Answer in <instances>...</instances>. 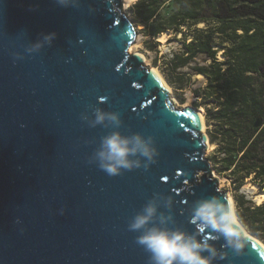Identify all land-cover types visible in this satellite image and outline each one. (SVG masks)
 Segmentation results:
<instances>
[{
    "label": "water",
    "instance_id": "obj_1",
    "mask_svg": "<svg viewBox=\"0 0 264 264\" xmlns=\"http://www.w3.org/2000/svg\"><path fill=\"white\" fill-rule=\"evenodd\" d=\"M74 2L0 0V264H149L128 225L152 200L148 227L219 236L200 233L192 215L199 200L229 198L206 158L198 110L176 108L156 71L130 53L138 33L124 0ZM96 108L119 112L122 124L81 120ZM115 131L153 137L156 162L107 175L95 153ZM161 214L171 219L161 224ZM209 243L228 253L213 264H264L251 238L241 255L222 248L223 237Z\"/></svg>",
    "mask_w": 264,
    "mask_h": 264
},
{
    "label": "trees",
    "instance_id": "obj_2",
    "mask_svg": "<svg viewBox=\"0 0 264 264\" xmlns=\"http://www.w3.org/2000/svg\"><path fill=\"white\" fill-rule=\"evenodd\" d=\"M170 4L169 14H163ZM133 9L152 43L167 32L182 33L183 52L170 62L172 69L189 67L198 55L211 60L195 69L208 80L195 93L215 123L212 142L223 157L214 164L219 173L229 172L233 183L241 186L253 176L264 189V126L255 128L258 118L264 121V0H138ZM203 23L207 28L197 27ZM184 27L194 28L190 42ZM237 206L253 233L257 227L264 232V204L244 208L237 200Z\"/></svg>",
    "mask_w": 264,
    "mask_h": 264
},
{
    "label": "clouds",
    "instance_id": "obj_3",
    "mask_svg": "<svg viewBox=\"0 0 264 264\" xmlns=\"http://www.w3.org/2000/svg\"><path fill=\"white\" fill-rule=\"evenodd\" d=\"M60 7H77L74 0H55ZM55 33L46 36L45 40L51 41ZM42 45L37 43L35 49ZM81 120L90 126L104 124L108 121L111 125L119 127L122 124L119 112H105L101 108L94 110V119L89 120L87 114H81ZM159 155L154 138H145L141 133L131 136H123L119 131L103 137L99 151L95 158L99 162V168L109 176H117L122 171H132L143 168L147 171L156 162ZM132 157H136L133 159ZM92 161H89L91 163ZM167 206H171L172 198H167ZM155 200L147 203L142 212L138 213L128 225V230L140 232L136 237V243L149 253V264H213L217 259L224 260L227 252L219 251L209 240L223 237L222 248L230 249L233 253L241 255L250 240L249 230L237 213V208L228 196H212L199 200L192 211L193 218L201 225L199 232L211 230L219 236L206 235L197 239L196 235H188L180 230L161 228L153 224V218L157 215ZM170 216H160V223L164 224ZM207 253V255H204Z\"/></svg>",
    "mask_w": 264,
    "mask_h": 264
},
{
    "label": "rangeland",
    "instance_id": "obj_4",
    "mask_svg": "<svg viewBox=\"0 0 264 264\" xmlns=\"http://www.w3.org/2000/svg\"><path fill=\"white\" fill-rule=\"evenodd\" d=\"M136 1H132V3L124 8V13L128 16V18L136 25L137 28V38L134 45L130 48V53H141L145 58V64L148 67H156L165 81L171 86L172 88V96L177 100L175 103L176 108L184 109L186 107H193L196 110H200L204 113V118L206 122V134L209 138V143L212 144V148L207 149L206 151V158L210 161L212 165V169L214 174L219 179V188L222 191H225L229 196L232 197L233 203L237 208V213H240V209L237 206L238 202H242L244 204V208L251 207L258 208L262 206L258 205L256 201L257 195L264 193V189L256 183L253 179L254 177H250L245 180L244 184L239 186L233 183V179L230 178L229 172L219 173V166H215L214 161L215 158L220 159L223 156L217 153L218 150V143L212 142V135L215 134V123L211 122L207 115V110L205 107L201 105L200 99L196 95L197 90H204L206 87L208 80L202 74H198L195 69L197 67L208 66L211 63V60H208L207 57L203 55H198L197 58L194 59L186 68L180 69H172L170 66V62L177 54H182L183 52V43L181 42V38L183 37L182 33L175 34L173 32H167L166 43H160L158 39L154 40L146 36L144 33L145 26L139 24L135 21L134 16V9ZM125 3V0H124ZM171 6L167 5L163 10V14H169L171 10ZM198 28H207L206 24H199ZM194 28L184 27L183 32L190 35L193 33ZM189 42L192 40V36L188 37ZM216 41L219 42L220 38L216 35ZM215 50H218L217 57L219 60H224L223 51L220 47H216ZM222 57V58H221ZM198 75H202L203 78H199ZM171 80V82L169 81ZM182 88V89H181ZM213 107V105L211 106ZM239 186V187H238ZM239 216V214H238ZM249 232L264 242V232L259 231L260 228H256L255 232L253 233L252 227L247 226Z\"/></svg>",
    "mask_w": 264,
    "mask_h": 264
},
{
    "label": "bare ground",
    "instance_id": "obj_5",
    "mask_svg": "<svg viewBox=\"0 0 264 264\" xmlns=\"http://www.w3.org/2000/svg\"><path fill=\"white\" fill-rule=\"evenodd\" d=\"M132 1H136V0H125L124 8H127V6H129V4L132 3ZM166 38H167V34H163V35L159 36L158 41L160 43H166ZM137 54L141 55L144 58V56L141 53H137ZM151 69H153L154 71H156V73L158 74L159 78L161 79V81L163 82V84L165 85V87L170 91V94H172V88H171V86L165 81V79L163 78V76L161 75V73L159 72V70L156 67H151ZM198 77L199 78H203L202 75H198ZM171 99L174 101V103H177V100L172 95H171ZM198 115L200 116V120H201L202 133L205 134V135H207L206 134L207 133L206 132L207 125H206V122H205L204 113L199 110L198 111ZM207 139H208L207 140L208 148L210 150V148H212V144L209 143L208 136H207ZM229 198L233 201V199H232L231 196H229ZM256 201H257L258 205H261L262 203H264V193H261V194L257 195ZM249 234H250V238L253 239V240H255L264 249V242H262L260 239H258L254 235H252L250 232H249Z\"/></svg>",
    "mask_w": 264,
    "mask_h": 264
}]
</instances>
